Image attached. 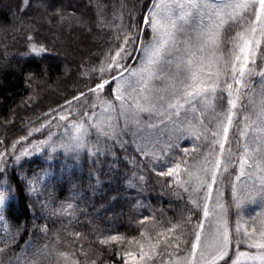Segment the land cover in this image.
Wrapping results in <instances>:
<instances>
[{
    "label": "snow or ice",
    "instance_id": "snow-or-ice-1",
    "mask_svg": "<svg viewBox=\"0 0 264 264\" xmlns=\"http://www.w3.org/2000/svg\"><path fill=\"white\" fill-rule=\"evenodd\" d=\"M10 11L0 29L23 47L0 48V71L38 60L23 69L31 88L55 55L74 90L18 136L15 109L0 120V264H264V0H15ZM77 29L94 50L69 62L58 49ZM36 154L47 167L31 166ZM59 157L91 160L87 185L73 164L53 182ZM157 185L169 207L133 217L139 238L95 224ZM82 192L99 197L94 211Z\"/></svg>",
    "mask_w": 264,
    "mask_h": 264
},
{
    "label": "trees",
    "instance_id": "trees-1",
    "mask_svg": "<svg viewBox=\"0 0 264 264\" xmlns=\"http://www.w3.org/2000/svg\"><path fill=\"white\" fill-rule=\"evenodd\" d=\"M15 0H0V24H8L11 22V11H14ZM47 35V33H45ZM13 33L11 29H8L5 33L0 29V48H3L4 44H7L10 50L15 51L16 49L22 48V41L17 38L12 39ZM95 43V38L91 33H86L82 29H77L71 34H66L64 38V47L59 48L58 51L61 55L64 54L65 49H67L68 61L73 62L80 59L81 54H87L90 50L93 49V44ZM15 45L13 48L12 46ZM15 64V61H13ZM38 60L33 63H26L24 60L21 61L19 68H10L4 71H0V97L4 99L0 100V120L5 116L9 115V108L15 109L18 113L16 117V128L11 129V132L16 136L22 134L20 129L23 127L20 123L23 120L25 123L29 119H35L43 111H46L48 107H54L58 101H62V97L69 92L74 90L73 77H64L60 75L61 65L60 61L55 57V55L49 56L47 64L49 66V75L45 78V81H37L34 83L31 88L25 83L22 82L23 69L37 67ZM73 71H75V64H72ZM37 92V96H33V102L28 103V108H25V102L28 101V97L32 95L33 92ZM24 131H27V128L24 127ZM47 131V130H45ZM52 133L55 135L58 133V130L55 127L51 129ZM0 134H3V130L0 129ZM37 137H40V134H35ZM42 138V137H40ZM187 146V143H185ZM30 164L32 167L44 166L47 167L48 163H45L42 157L39 154H36L34 157L29 158ZM67 164H73L71 172L74 176L81 178L82 183L87 185V177L89 169L91 168V160L81 161L80 166L72 161H65L64 157H59L55 161L51 162V166L54 169V175L51 177L54 182L61 176V168L65 167ZM27 167V165H26ZM107 166H105V171ZM157 177L153 176V180ZM65 186L61 185L57 188V195L63 200L66 196H70L71 193L68 191H61V188ZM116 187L115 184L110 186L111 188ZM82 196L85 197V202L81 205L82 207H89V203L92 200H99V197H92L90 192H82ZM136 199V192L129 190L126 194L122 196L120 200L111 204V206H106L103 210L99 211V215L95 220V224L99 225L113 234L117 232L123 235L136 236L139 238V233L133 231L136 225L133 223V217H141L142 214H148L149 205L155 207L156 209H167L169 207L167 201L168 197L160 193L159 186H156V190L153 191L149 188L143 194V200L141 202L133 204V200ZM13 206L17 209V214L24 210V203L22 200H17L13 202ZM96 210H99V205H97ZM89 211H94L89 207ZM165 215H171V213H165ZM43 223V221H41ZM81 231H87L85 228V223L82 221L78 226ZM135 247V245H133ZM107 258V257H105ZM117 261L120 260L119 256H116Z\"/></svg>",
    "mask_w": 264,
    "mask_h": 264
},
{
    "label": "rangeland",
    "instance_id": "rangeland-1",
    "mask_svg": "<svg viewBox=\"0 0 264 264\" xmlns=\"http://www.w3.org/2000/svg\"><path fill=\"white\" fill-rule=\"evenodd\" d=\"M62 130V129H61ZM188 146V145H187Z\"/></svg>",
    "mask_w": 264,
    "mask_h": 264
}]
</instances>
